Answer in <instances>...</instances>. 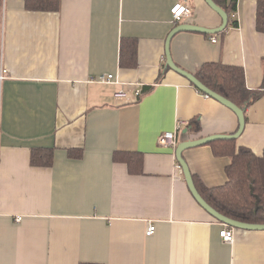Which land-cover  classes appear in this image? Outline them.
I'll use <instances>...</instances> for the list:
<instances>
[{
  "label": "crops",
  "instance_id": "obj_1",
  "mask_svg": "<svg viewBox=\"0 0 264 264\" xmlns=\"http://www.w3.org/2000/svg\"><path fill=\"white\" fill-rule=\"evenodd\" d=\"M179 1L193 10L176 23ZM257 1H238V26L225 34L177 32L176 64L196 74L222 61L260 89ZM181 23L217 28L222 17L205 0H61L53 12L0 0V69L9 75L0 83V264H264V230L233 227L234 242H225V224L176 168V148L159 143L166 131H177L179 144L239 127L233 110L166 67V40ZM122 38H136L138 65L121 66ZM108 74L141 83L142 94L121 103L119 85L95 81ZM245 114L237 147L262 156L264 92ZM36 147L54 148L52 165L31 163ZM72 148L82 155L71 157ZM117 150L142 152L143 171L114 161ZM184 157L200 193L227 182L232 159L212 144Z\"/></svg>",
  "mask_w": 264,
  "mask_h": 264
},
{
  "label": "trees",
  "instance_id": "obj_2",
  "mask_svg": "<svg viewBox=\"0 0 264 264\" xmlns=\"http://www.w3.org/2000/svg\"><path fill=\"white\" fill-rule=\"evenodd\" d=\"M214 1L228 12V26L237 27L238 20L233 14L237 12L239 0ZM24 2L25 8L30 11H59L61 5V0H24ZM257 28L264 32V0L257 1ZM225 32L221 33L225 34ZM120 52L121 66L138 65L136 38H122ZM196 76L209 88L243 108L258 100L264 92V83L260 89H250L246 84L244 69L224 64L222 61L203 64ZM194 121L192 120L191 123ZM220 140H214L210 144L214 146L216 155L231 157L232 161L226 168L228 180L217 187L201 188L202 196L216 210L229 218L249 223H264V153L258 156L246 146L237 147L236 138ZM218 142L226 144L222 146L218 145ZM69 155L80 157L81 149L72 148ZM113 158L116 162L126 163L130 173L139 174L143 171L142 152L117 150ZM30 159L34 165L50 166L54 160V148H33Z\"/></svg>",
  "mask_w": 264,
  "mask_h": 264
},
{
  "label": "water",
  "instance_id": "obj_3",
  "mask_svg": "<svg viewBox=\"0 0 264 264\" xmlns=\"http://www.w3.org/2000/svg\"><path fill=\"white\" fill-rule=\"evenodd\" d=\"M206 3L215 10L221 17H222V24L217 28H207L204 26L199 25H191L186 23H181L178 26H176L172 32L169 34L167 40H166V67H170L171 69L175 70L182 76H184L190 83H192L195 87H197L201 92L206 94L207 96H210L220 103L224 104L231 110H233L239 121V127L238 130L233 134H215L195 140H185L180 142L176 147V158L182 168L183 174L185 176V179L187 181V184L193 194V196L196 198L198 203L205 208L214 218H216L218 221L224 223L225 225H228L230 227L235 228H242L247 230H264V223H249V222H243L239 220H235L232 218L227 217L226 215L220 213L218 210H216L212 205H210L206 199L202 196L200 191L198 190V187L194 181L192 172L190 171V168L188 166V163L184 157V151L195 147L200 146L203 144L210 143L217 139H234L240 137L242 132L244 131V128L246 126V108L238 106L236 103L231 101L230 99L226 98L225 96L215 92L211 88H209L207 85H205L197 76L195 73H192L178 64L173 59L172 52H171V40L172 37L179 31L189 30V31H195V32H201L206 34H217L220 32H223L228 24H229V14L228 12L222 8L220 5H218L214 0H205ZM188 130V128L185 130V132Z\"/></svg>",
  "mask_w": 264,
  "mask_h": 264
},
{
  "label": "built area",
  "instance_id": "obj_4",
  "mask_svg": "<svg viewBox=\"0 0 264 264\" xmlns=\"http://www.w3.org/2000/svg\"><path fill=\"white\" fill-rule=\"evenodd\" d=\"M192 8L185 1H179L171 8L172 19L173 22L179 23L185 16H188L192 13ZM233 17L238 19L237 12L233 14ZM212 41L217 42L218 39L215 36H212ZM8 70L4 66L0 69V83H2L6 78H8ZM96 82L100 83H115L119 85V89L115 92V97L121 102H132L136 101L140 95L142 94V84L141 83H127L122 82L118 79L114 74L103 75L99 79L95 80ZM177 131H166L159 137V143L164 147H177ZM176 168H180L181 166L177 163ZM21 220L22 217L19 216L17 218ZM155 224L150 223L147 229V234H152L155 231ZM220 235L225 242L232 243L234 242V229L228 225H225L221 231Z\"/></svg>",
  "mask_w": 264,
  "mask_h": 264
},
{
  "label": "clouds",
  "instance_id": "obj_5",
  "mask_svg": "<svg viewBox=\"0 0 264 264\" xmlns=\"http://www.w3.org/2000/svg\"><path fill=\"white\" fill-rule=\"evenodd\" d=\"M178 145V144H177ZM179 163V162H178Z\"/></svg>",
  "mask_w": 264,
  "mask_h": 264
}]
</instances>
